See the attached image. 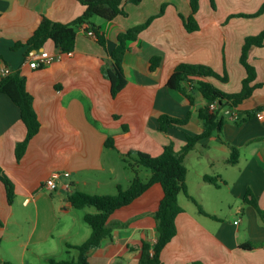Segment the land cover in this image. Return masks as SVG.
Returning a JSON list of instances; mask_svg holds the SVG:
<instances>
[{"label": "crops", "instance_id": "crops-1", "mask_svg": "<svg viewBox=\"0 0 264 264\" xmlns=\"http://www.w3.org/2000/svg\"><path fill=\"white\" fill-rule=\"evenodd\" d=\"M215 2L213 8L211 0H200V29L189 32L180 14L192 13L190 0L126 1L127 16L91 19L105 33L106 48L88 34L91 24L84 23L78 28L74 51L62 54L52 40L39 50L29 51L25 44L44 15L65 23L82 15L85 5L81 0H0V80L5 67L19 69L26 76L40 120L38 134L18 160L16 145L25 138L27 128L19 106L0 92V167L13 180L17 194L10 204L0 179V264H11L2 252L3 243L9 240L8 223L27 221L31 215L35 219L26 240L18 232L10 239L11 255L21 246V262L30 264L26 253L33 246L32 253L38 250L37 255L50 264L51 259L76 258L78 249L69 245L88 239L92 228L81 220L96 209L86 208L79 221L72 213L69 195L76 190L116 194L120 186L130 185L134 175L124 161L125 154L141 150L159 155L167 144L180 151L188 134L203 131L199 109L207 101L201 92L194 83L186 84L194 96L192 104L186 95L168 86L179 63L210 65L220 74L226 71L228 82L210 80L226 92L241 89L246 75L240 61L242 47L246 36L264 29V13L231 15L255 13L264 0ZM165 3V13L129 42L124 58L128 84L113 97L104 67L111 64L119 33L157 16ZM19 42L24 45L14 49ZM43 49L56 54L57 59L44 68H32L28 60ZM156 55L162 61L152 70L151 59ZM249 61L257 70L256 83L263 85L234 111L225 109L222 135L214 132L187 152V193L179 194L183 211L177 216L176 236L162 251L163 264H264V245L243 248L264 242V219L245 200L251 191L264 209V118L259 116L264 110V46H253ZM248 110L256 112L241 120ZM163 114L188 121L161 131L158 120ZM110 137L114 147L106 146ZM232 146L239 150L236 163L230 162ZM139 171L150 176L144 168ZM54 173L60 176L57 188L51 189L46 181ZM208 174L217 177L219 185L207 181ZM163 197V186L155 183L130 204L116 209L108 220L111 234L89 252L90 260L95 264H138L142 242L157 241L155 213ZM16 205L21 207L19 213ZM29 208L34 212L26 213ZM56 233L65 243L66 258L47 244Z\"/></svg>", "mask_w": 264, "mask_h": 264}, {"label": "trees", "instance_id": "trees-1", "mask_svg": "<svg viewBox=\"0 0 264 264\" xmlns=\"http://www.w3.org/2000/svg\"><path fill=\"white\" fill-rule=\"evenodd\" d=\"M126 1L139 4L142 0H81L85 5V10L76 19L71 22L54 21L44 15L26 44L31 50H39L48 40H52L57 49L62 54L72 53L76 47L78 28L84 23L91 24L89 29L96 33L97 41L103 47H107V38L100 28L92 23L94 16L113 20L119 15L127 16L124 9ZM213 8H216L215 0H211ZM165 3L162 5L161 12L154 17L149 18L146 22L128 28L126 31L119 33L118 45L111 52V64L104 67V74L111 84V94L113 97L118 94L128 84V79L124 69V58L129 49V42L136 40L139 35L148 28L152 21L165 13ZM192 13L189 16L180 14L184 26L189 32L200 29L197 13L200 9V0H190ZM264 13V3L260 9L252 14L240 13L234 16L255 17ZM230 17V18H231ZM19 42L14 46L18 49L23 46ZM253 46H264V29L255 35H248L245 38L240 61L245 68L246 75L242 80V87L237 92H226L210 78H216L221 82H228L229 76L225 71L224 74L218 73L212 66L200 63H179L168 80V86L172 89L182 92L188 99L194 103V96L190 93L187 83H194V86L201 92L207 101V104L199 109L200 118L203 120L204 129L196 135H187V144L180 150H175L173 144L164 146L159 155H152L148 152L136 150L130 151L124 155V161L132 169L134 175L130 185L127 188L119 187L116 194H92L83 190H76L68 197V201L75 208H85L86 206L95 207V212L85 214V221L91 226L92 233L87 240L80 244L69 245L76 248L79 254L76 258H67L63 260L51 259L53 264H95L90 260L89 252L100 247L104 239L111 234V228L108 225L110 215L118 208L130 204L136 198L141 196L148 188L155 183H160L164 189V197L160 206L155 213L157 221V241L152 243L144 240L141 245V256L138 264H163L162 251L166 245L177 234V216L183 211L179 204V194L187 193V173L188 168L185 164L187 152L194 148L195 144L202 138L217 132L222 135L224 126L225 109L235 110L245 99L252 96L254 90L262 83H256L257 70L249 61V52ZM0 57H3L0 53ZM162 61V57L156 55L151 59V69L155 70ZM45 66L39 67L44 68ZM26 76L21 71L12 70L0 80V92L7 94L20 108L21 118L26 125L27 133L23 140L17 143L15 153L18 160L22 159L27 151L28 145L32 138L40 130V120L34 108V97L27 90ZM216 102V108L211 107V103ZM256 110L245 112L241 120H245L255 114ZM188 118L180 119L163 114L159 117L158 125L161 131H167L171 127L184 125ZM106 146L114 147L113 138H109ZM239 159V150L232 146L231 163H236ZM146 167L150 170V176L142 178L140 168ZM0 179L5 185L8 201L13 204L16 199V189L13 180L0 167ZM205 179L216 185H219L218 178L212 175H205ZM245 200L258 210L260 216L264 219V209H262L251 191L248 192ZM201 211L204 210L200 207ZM0 225L3 221L0 218ZM262 243H252L244 245L245 249L263 246ZM0 263H3L0 259ZM4 264H10L4 262Z\"/></svg>", "mask_w": 264, "mask_h": 264}, {"label": "rangeland", "instance_id": "rangeland-1", "mask_svg": "<svg viewBox=\"0 0 264 264\" xmlns=\"http://www.w3.org/2000/svg\"><path fill=\"white\" fill-rule=\"evenodd\" d=\"M94 19H101L100 16H94ZM145 170L150 171L148 168L143 167ZM142 178H146L147 175L143 172ZM88 207H92V206H86L85 208H72V213L74 215H76V218L80 221V217L82 216V214L84 213V211H86L85 209ZM20 205H16L15 209H16V213H19L20 210ZM93 208V207H92ZM29 211H27L26 213L29 212H34L33 209H28ZM28 220L27 221H20V223H14V222H10L8 223V231H9V240H6L3 243V247H2V252H6V256L7 258L10 260L11 264H22L21 262V253L23 250V247L19 246L17 247V249L15 250L14 254L11 255L9 248H10V244H11V238L13 239L14 237V232H18L19 237H22V240H26L32 225H33V221L35 219L34 215L32 216H28ZM27 219V218H26ZM81 223H85L84 225H89L87 222H85L83 219L81 220ZM50 244V248L54 250V252H56V254H61L60 256L66 258L69 255L67 254V248L65 247V243L63 241L62 238L59 237L58 233L55 234V238L51 239L49 242H47V244ZM42 246H45V243H41ZM41 247V246H40ZM33 246L32 248L26 253L28 260L30 259L32 263L30 264H50L48 261H46V258H42L41 254L38 256L37 252L38 250H36V253H32L33 252ZM45 249V248H44Z\"/></svg>", "mask_w": 264, "mask_h": 264}, {"label": "built area", "instance_id": "built-area-1", "mask_svg": "<svg viewBox=\"0 0 264 264\" xmlns=\"http://www.w3.org/2000/svg\"><path fill=\"white\" fill-rule=\"evenodd\" d=\"M88 34L96 37V33L94 30L88 31ZM56 59H57L56 54L43 49L39 51L38 53H36L35 55H33L32 57H30V59L28 60V63L32 68H39L42 66H48L52 64ZM10 72H11V69L9 67H5L4 74L6 75ZM216 106H217L216 102L211 103L212 108H216ZM259 116L264 118V110L261 112ZM64 175L69 176V173L66 172ZM59 176H60L59 173H54L49 179H47L46 181L47 186L50 187L51 189H56L57 188L56 179Z\"/></svg>", "mask_w": 264, "mask_h": 264}]
</instances>
